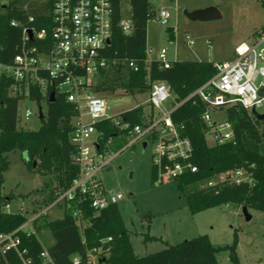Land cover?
Wrapping results in <instances>:
<instances>
[{"label":"built area","instance_id":"2783aa9c","mask_svg":"<svg viewBox=\"0 0 264 264\" xmlns=\"http://www.w3.org/2000/svg\"><path fill=\"white\" fill-rule=\"evenodd\" d=\"M43 1L51 3L52 28L38 29L22 24L20 51L11 62H0V79L5 78L10 82V95L25 96L20 103L29 99L33 86H38L45 93L52 86L55 94L64 95L74 105L76 114L71 119V142L75 146L74 161L79 172L68 188L55 191V198L49 205H61L71 211L81 230L89 223L86 207L99 213L111 205H119L126 198L124 193L107 188L99 177L101 170L118 154H110L107 145L113 142V137L105 140L104 130L99 129V124L109 121L116 126L119 133L129 139L126 148L139 141L151 143L153 181L162 184L178 179L186 172L198 171V166L193 162L192 141L184 133V126L176 124L172 118V113L183 103L193 99L194 104L201 102L205 105L201 118L211 145L236 142L232 122L227 117L215 119L216 113L224 111L227 114L229 107L237 105L250 113L253 108L264 113L260 111L264 110V28L236 45L233 59L214 62L216 73L183 100L175 98L166 82H152L148 91V105L153 113L147 114L143 124H132L125 120L124 111L118 115L109 113V99L94 92L101 72L114 68L119 61V58L108 55L115 25L114 0ZM169 18L168 10L161 8L160 21L166 24ZM34 21L35 16L30 15L28 23ZM12 24L20 25L15 20ZM118 25L128 35L133 31L131 16L127 19L123 15ZM48 36L52 39L51 48L46 46ZM186 40L189 45L195 44L190 35H186ZM151 52L152 48L147 47V64L154 61L149 59ZM155 60L163 68L171 67L173 62L168 59L166 49H162ZM124 62L133 71L140 70L136 60L126 58ZM19 114L21 120L28 119L33 111L25 107ZM245 181H252V173L245 167H239L205 180L203 186L240 184ZM13 205L7 200L0 206V211L23 214L27 219L12 231H0V253L7 258V263L12 264V256L18 264H56L49 247L43 246L36 228L37 221L46 215L47 208L35 200ZM24 235H35L42 244L37 256L24 244ZM111 241L112 237L103 238L100 245L88 247L83 235L84 253L74 254L73 264H107Z\"/></svg>","mask_w":264,"mask_h":264},{"label":"trees","instance_id":"16d2710c","mask_svg":"<svg viewBox=\"0 0 264 264\" xmlns=\"http://www.w3.org/2000/svg\"><path fill=\"white\" fill-rule=\"evenodd\" d=\"M131 7L133 31L126 34L118 25L124 15V6ZM114 31L108 55L119 58L114 68L102 71L94 87V92L114 94L117 91L129 95L147 93L154 81L166 82L177 100L185 99L190 93L205 83L216 73L214 62L199 60L173 61L171 67H160L154 60L146 63L148 23L155 11L151 0H114ZM35 21L28 23V17ZM20 25L14 26L12 21ZM22 24L38 29L52 28L51 3L43 0H0V62L9 63L20 51ZM35 42V41H33ZM53 45L51 36L46 46ZM130 58L137 61L139 71H133L124 62ZM10 82L0 79V204L11 199L2 192L3 172L10 165L8 153L21 151L28 157L30 168L41 169L43 176L53 180L47 185L41 205H49L55 198L57 189H66L78 175L79 167L74 161L75 146L71 142V119L76 114L74 105L62 94H55L51 101L53 87L44 94L38 86H33L29 99L47 102V114L37 130H25L19 126V105L24 95H10ZM205 105L190 99L172 113L176 124L184 126V133L191 139L194 147L193 162L197 172H186L178 180V188L186 196L190 211L195 214L224 204H237L246 208L264 211V121L256 119L241 105L227 109V118L232 122L236 142L211 145L205 135V125L201 118ZM149 112L144 105H138L123 112L125 120L132 124H143ZM104 130V139L119 134L112 123L98 125ZM38 165H34L35 161ZM245 167L252 173V181L240 184L219 183L214 186H200L205 180L233 168ZM87 226L81 230L71 214L65 210L60 219L45 221L54 237L49 251L56 264H73L72 256L84 253L83 235L87 246L101 244L103 238L112 237L111 250L107 264H218L217 253L228 250L230 260L241 264L237 254L238 237L232 245L215 246L207 234L186 239L178 244L153 253L136 254L125 226L119 205H111L96 213L86 207ZM27 219L26 215L0 211V231L8 232L17 228ZM24 244L37 256L42 244L35 235L23 236ZM10 256V255H9ZM10 259V258H9ZM12 264L18 262L11 256ZM0 264H8L0 253Z\"/></svg>","mask_w":264,"mask_h":264},{"label":"rangeland","instance_id":"374dc122","mask_svg":"<svg viewBox=\"0 0 264 264\" xmlns=\"http://www.w3.org/2000/svg\"><path fill=\"white\" fill-rule=\"evenodd\" d=\"M154 15L148 23L147 47L152 48L149 59H157L162 49L171 61L199 60L225 61L234 58L239 43L253 37L264 28V0H151ZM217 7L221 17L210 20H194L187 13L208 7ZM170 13L168 23L160 21V10ZM131 7L124 6V17L129 19ZM186 35L192 36L189 45ZM45 93V91H43ZM109 99V113L118 115L123 111L144 105L147 109L148 92L136 95L103 94ZM121 96V97H118ZM28 107L33 115L20 119L19 126L25 130H37L41 126L40 107L47 114V102L41 106L34 100L20 103L19 113ZM260 111H264L261 109ZM20 115V114H19ZM220 111L215 119H225ZM129 139L122 133L108 144L111 155L118 153L110 164L99 173L107 188L125 194L119 209L137 255L163 250L169 245L207 234L215 246L232 245L237 234V254L241 264H264V211L237 204H224L193 214L184 193L178 188V180L171 179L155 184L153 178V146L139 141L126 148ZM9 168L3 172L2 192L11 195L13 206L21 201L35 200L41 204L46 189L53 183L50 176H43L41 169L30 168L28 157L21 151L8 153ZM39 161L37 160L36 166ZM47 183L48 186L45 184ZM205 183H202V187ZM0 204L2 206L5 204ZM47 213L37 223L39 238L45 247L54 243V237L45 221L60 219L65 214L61 205L46 206ZM248 215L250 218H248ZM218 264H234L228 250L217 253Z\"/></svg>","mask_w":264,"mask_h":264},{"label":"water","instance_id":"95a60500","mask_svg":"<svg viewBox=\"0 0 264 264\" xmlns=\"http://www.w3.org/2000/svg\"><path fill=\"white\" fill-rule=\"evenodd\" d=\"M187 15L194 20H210L214 18L221 17V13L217 7L211 6L205 9L195 10L194 12L187 13ZM55 100V92L51 93V101ZM251 114L258 120L264 121V113H259L255 108L252 109ZM45 114L42 109H40V119H44ZM36 165V161L34 163ZM245 213H247V208L244 209ZM248 218L250 216L248 215Z\"/></svg>","mask_w":264,"mask_h":264}]
</instances>
